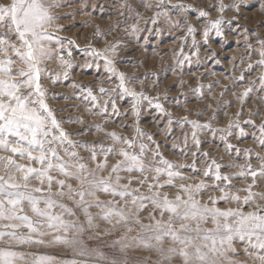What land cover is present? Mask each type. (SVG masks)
Masks as SVG:
<instances>
[{
  "label": "rangeland",
  "instance_id": "1",
  "mask_svg": "<svg viewBox=\"0 0 264 264\" xmlns=\"http://www.w3.org/2000/svg\"><path fill=\"white\" fill-rule=\"evenodd\" d=\"M9 2L0 0V5ZM221 3L225 6L223 11L219 10ZM60 4L54 14L60 17L57 23L61 30L53 31L64 42L61 55L68 64L61 65L59 59L45 62L42 67L48 71L41 74L40 83L47 89L46 101L56 119L62 121L61 127L71 134L72 141L77 142L70 150L77 153L80 163L95 169L97 163L105 160L102 149L113 147L118 151L121 146L109 137V133L135 139V128L139 127L143 135L134 151L139 153V145H146L144 157L149 167L159 166L162 160H167L187 179L174 180L175 186L150 190L149 185L155 183L151 179L154 172L121 171L120 185H127L129 191L139 189L136 195L152 197L154 192L160 191V198L167 195L174 199L177 194L182 195L181 184L194 185L203 180L208 188L197 199L211 207L209 197H219L220 193L213 187L217 183L214 178L205 177L203 173L213 161L221 166V175L233 176V192L252 183L250 177L245 179L239 174L246 163L259 170L261 162L256 154L264 157V148L253 135L258 137L259 128L264 124V87L260 80L264 68L257 64L261 59L258 55L260 41L264 40V0H164L163 4L160 0H60ZM200 11L208 15L200 16ZM218 20L220 35L213 26ZM189 27L194 31L189 32ZM90 50L103 55L92 56ZM103 56L113 61L117 73L124 74L128 87L149 97L140 101L139 117L132 113L131 96L123 95L118 88L119 80L106 71ZM15 67L23 65L17 63ZM101 88L106 93H102ZM249 88L251 91L244 96ZM89 91L96 101L89 97ZM156 103H160L164 111L155 107ZM190 122L209 127L193 129ZM230 124L233 127L229 128ZM236 124L240 127H235ZM241 128L246 135H240ZM194 131L199 145L193 140ZM148 136L152 137L151 141ZM93 150L95 161L91 159ZM157 152L159 155H155ZM0 155L10 153L0 151ZM60 155L69 160L63 150ZM121 159L109 154L108 166L96 173L97 178H107L112 166ZM17 162L30 163L26 159ZM31 166L39 167L35 163ZM51 175L64 179L57 172ZM146 176L149 177L147 183H138ZM167 179L166 175L162 176L160 183L164 184ZM67 183L73 188L78 186L76 180ZM29 185L40 186L36 179H31ZM44 187L46 189L47 185ZM52 191H57V185H53ZM254 191L264 192V182L258 181ZM245 194L240 193L241 196ZM97 197L100 201L118 202L119 207H124L119 196L98 192ZM54 199L77 212L76 217L66 219L83 220L72 200L59 196ZM127 200L131 207V197ZM140 203L144 205L137 216L140 224L154 225L158 220L167 223L168 214L161 217V210L155 208L150 199ZM257 203L264 205V200L257 198ZM236 206L224 202L218 205L221 209ZM242 207L245 212L255 209V205ZM53 211L60 212V208L54 207ZM89 211L94 216L101 213L96 207ZM25 213L33 216L27 205ZM95 224L97 227L86 231L81 239L87 249L103 254L104 260L100 264L112 260L126 261V264H155L160 259L153 249L137 246L135 238L146 234L139 224H131L130 230L123 226L113 228L102 219H97ZM173 226L179 228V223ZM203 227L212 229L215 225L208 222ZM49 239L51 237H45V240ZM122 243L130 245L123 252ZM254 243V238L252 244L247 239H234L235 251L228 253L229 259L239 264H261L258 257L264 256V249L253 247ZM163 247L176 245L170 238H165ZM20 250L54 255L60 260H86L88 264H96L97 260L95 254L79 256L73 249L60 245H32ZM171 264H182V261L174 258Z\"/></svg>",
  "mask_w": 264,
  "mask_h": 264
},
{
  "label": "snow or ice",
  "instance_id": "2",
  "mask_svg": "<svg viewBox=\"0 0 264 264\" xmlns=\"http://www.w3.org/2000/svg\"><path fill=\"white\" fill-rule=\"evenodd\" d=\"M160 3L163 4L164 0H160ZM60 6V0H10L9 3L0 5V151L10 153L6 156L0 155V264H88L86 260H60L54 255H36L20 250L24 246L32 245H60L73 249L79 256L95 254L96 264H100L104 260L103 254L87 249L81 239L86 231L97 227V219L106 221L113 228L123 226L129 230L131 224H139L146 234L135 238L138 240L137 246L156 251L160 259L155 264H171L174 258L180 259L182 264H239L228 256L229 252L235 251L233 241L236 238L247 239L250 244L254 238L253 247L264 249V205L257 203V198L264 200V192L254 191L258 181L264 182V157L259 154H256L261 162L259 170L253 168L251 163H246L241 166L239 174L245 179L250 177L252 183L234 192L231 190L234 187L231 183L233 176L221 175V166L215 161L208 166L203 175L214 178L217 183L213 187L220 193L219 197H209L211 207L197 199L208 188L203 180L194 185L181 184L179 188L182 195L177 194L174 199H169L167 195L160 198V191L154 192L152 197L139 196L136 195L139 189L129 191L127 185H120L121 171H136L141 174L154 172L151 179L155 183L149 185L150 190L161 189L165 185L175 186L174 180L187 179L175 171L174 166L167 160H162L155 167L146 164L144 152L147 146L140 144L139 153L134 151L139 137L143 135L139 127L135 128V139L109 133V137L121 146L118 151L113 147L102 149L105 160L97 163L95 169H89L79 162L77 153L70 150L77 146V142L72 141L71 134L61 127L62 121L56 119L54 111L46 101L47 89L40 83L41 74L48 71L42 67L45 62L59 59L61 65L68 64L61 55L64 42L53 31L61 30L57 23L60 17L54 14V10ZM224 7L221 3L219 10L223 11ZM199 14L208 15L205 11H200ZM213 26L217 35H220V21H216ZM188 31L193 32L194 29L189 27ZM207 35L205 31L204 36ZM90 55L100 57L103 54L90 50ZM258 55L261 59L257 64L264 68V40L260 41ZM103 58L106 71L119 80L118 88L122 90V94L131 96L132 113L139 117L138 105L141 100H148L149 97L128 87L124 74L117 73L113 61L107 56ZM17 63L23 67L16 68ZM251 67L249 65L250 69ZM64 75L67 76V73ZM260 80L264 87V75H261ZM100 91L106 93L103 88ZM250 91L251 88L247 89L243 95L247 96ZM88 95L96 101L91 91ZM113 107L115 108L114 104ZM155 107L164 111L160 103H156ZM190 123L193 129L209 127L196 122ZM234 126L240 127L239 124ZM231 127L232 124L229 125ZM259 133L258 137L253 134L254 139L264 148V124H261ZM240 135H246L242 128ZM192 136L199 145L195 131ZM147 139L151 141L152 137L148 136ZM61 150L69 160L60 155ZM109 154L118 155L122 159L112 166L107 178H97L96 173L107 168ZM18 159H26L30 163L21 164L17 162ZM91 159L96 160L94 150ZM32 163L39 167L31 166ZM151 163L154 165L155 161ZM52 172L59 173L64 179L53 177ZM165 175L168 179L161 184L160 178ZM31 179L38 180L40 186L30 187ZM148 179L146 176L138 183L145 184ZM68 180L78 181V186L73 188L72 184L67 183ZM54 184L57 185L55 193L52 191ZM98 192L119 196L124 201V207H119L118 202L100 201ZM241 192L246 194L241 196ZM57 196L72 200L82 213L83 220L66 219L65 217H76L77 212L64 203L58 204L54 199ZM89 197L93 199H88ZM128 197H131V207ZM144 199H150L155 208L161 210V217L168 214L167 223L158 220L154 225L140 224L137 216L144 208L140 203ZM220 202L235 203L237 206L221 209L218 207ZM25 205L33 216L25 213ZM243 205H255V209L245 212ZM57 206L60 212L53 211ZM91 207L100 208L101 213L94 216L89 211ZM208 222L215 227L204 228L203 225ZM176 223H179V228L173 226ZM45 237L51 239L45 240ZM165 238H170L176 247L165 249ZM129 246L122 243L121 251ZM258 259L264 264V256H259ZM107 264H126V261L112 260Z\"/></svg>",
  "mask_w": 264,
  "mask_h": 264
}]
</instances>
